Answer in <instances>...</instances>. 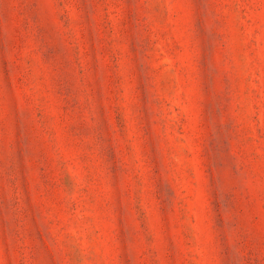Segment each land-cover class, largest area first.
Wrapping results in <instances>:
<instances>
[{"label": "rangeland", "instance_id": "1", "mask_svg": "<svg viewBox=\"0 0 264 264\" xmlns=\"http://www.w3.org/2000/svg\"><path fill=\"white\" fill-rule=\"evenodd\" d=\"M0 264H264V0H0Z\"/></svg>", "mask_w": 264, "mask_h": 264}]
</instances>
